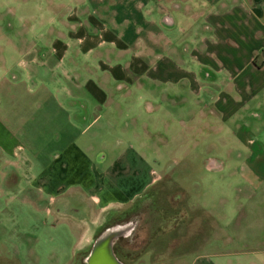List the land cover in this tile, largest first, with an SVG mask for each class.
I'll use <instances>...</instances> for the list:
<instances>
[{
  "label": "crops",
  "instance_id": "0c3cea01",
  "mask_svg": "<svg viewBox=\"0 0 264 264\" xmlns=\"http://www.w3.org/2000/svg\"><path fill=\"white\" fill-rule=\"evenodd\" d=\"M38 1L39 14L20 20L47 22L40 31L46 45L13 50L29 59L21 57L16 66L4 58L0 62L2 175L11 183V195L22 194L33 211L46 209L48 214L51 208L65 216L77 238L67 263L75 264L76 256L91 253L106 231H122L114 250L120 239L129 238L135 223L123 225L131 226L130 233L108 223L164 179L176 182L189 197L180 179L156 169L161 139L150 133L160 122L162 107L149 105L159 101L155 85L174 88L189 77L192 86L208 89V100L223 117L233 113L232 103L257 98L252 77L260 75L256 85L264 81V0ZM46 6L56 13L47 12ZM205 69L214 74L202 79L194 72ZM168 94L164 99L174 104L176 97L170 90ZM223 103L230 104L228 110ZM143 106L148 123L142 122ZM250 124L264 131V115H256ZM249 141L244 157L209 156L204 162L213 174L206 175L208 182L218 183L212 190L218 191L219 204L225 203L221 185L235 195L264 197V143ZM205 183L207 194L210 186ZM202 207L193 209L202 215L197 225L201 234L194 241L187 238L182 252L153 260L154 252L145 250L137 262L264 264V246H259L264 232L258 235L252 220L258 209ZM230 246L235 247L226 249Z\"/></svg>",
  "mask_w": 264,
  "mask_h": 264
},
{
  "label": "rangeland",
  "instance_id": "374dc122",
  "mask_svg": "<svg viewBox=\"0 0 264 264\" xmlns=\"http://www.w3.org/2000/svg\"><path fill=\"white\" fill-rule=\"evenodd\" d=\"M37 2L41 3L38 0H17V3H20L18 6L10 4L9 0H0V62L1 58H4L8 64L15 65L22 56L13 53V50L46 45L45 39L40 37V31L47 22L43 24L20 20L22 15L31 17L39 14ZM45 8L50 14L56 13L52 7ZM67 29L72 30L71 27ZM22 60L29 59L24 56ZM257 66L261 68L260 64ZM194 72L202 79L206 78L207 73L214 74L207 69L202 73L199 70ZM260 81V75L252 77V89L258 94L257 98L246 97L240 105L239 102L232 103L231 106L223 103L226 106L224 111L228 110L229 106L233 110L231 116L226 114L224 117L219 114L221 111L217 110V104L208 100V89L192 86L189 77L184 78L174 88L155 85L159 101H149V105L162 107L160 122H157L150 133L156 139H161L158 143L161 148V165L156 169L159 172L165 170L168 178L180 179L179 185L188 188L189 197L177 187L174 180L175 183H170L168 179H164L144 199L116 213L108 223L109 227H118L130 233L131 226L123 225L135 223L132 227L135 230L130 233L131 236L120 239L115 247L123 262L148 264L145 258L137 262L145 250L154 252L153 260L161 256L173 257L180 250L182 252L185 245L183 243L187 238L189 242L194 241L201 234V230H197V227L202 222V215L193 212V209H202L204 204L217 211L258 209L255 219L252 220L255 221L256 230L258 229L257 234L264 232V197L259 195L258 198H248L239 193L235 195L221 185L220 190L223 191L220 193L224 196L225 203L219 204L217 198L219 193L216 189L212 190V186L215 187L218 183L208 182L206 175L213 174L208 173L204 165L209 156L211 159L218 157L227 160L236 158L238 154L244 157L248 153L246 143L249 140L250 144L264 143V131L260 130V126L252 127L253 124H250L256 115H264V90H262L264 81L256 85ZM256 87L261 89L256 90ZM192 88H196L198 93L195 94ZM169 90L171 95L176 97L174 104L164 99ZM144 104L148 105L146 102ZM207 105L209 109H206ZM203 109L204 113H202ZM140 113L142 122L148 123L150 116L146 112V106L141 107ZM85 115L86 113L82 118ZM147 116L149 117L145 119ZM138 121L141 122L140 119ZM180 121L185 122L183 127L179 124ZM5 159V156L0 155V264H68L77 238L72 233L65 216H57L52 213L51 208L48 209V214L46 209L35 212L28 206L22 194L11 195L7 185L11 183L9 180L4 181L2 175L5 171ZM188 161H193L191 166ZM204 181L210 186L207 194L203 191ZM4 192L6 197H2ZM188 204L190 209L187 208ZM175 225L179 228L174 231ZM259 238V246L263 247L264 241ZM234 247L230 246L226 249ZM160 249L164 250L162 255L159 254ZM89 253L90 251L77 255L75 264H84ZM197 254L198 252L193 253V255Z\"/></svg>",
  "mask_w": 264,
  "mask_h": 264
},
{
  "label": "water",
  "instance_id": "95a60500",
  "mask_svg": "<svg viewBox=\"0 0 264 264\" xmlns=\"http://www.w3.org/2000/svg\"><path fill=\"white\" fill-rule=\"evenodd\" d=\"M121 235L122 231L117 229L102 234L94 244L86 264H123L114 250L115 240Z\"/></svg>",
  "mask_w": 264,
  "mask_h": 264
},
{
  "label": "trees",
  "instance_id": "16d2710c",
  "mask_svg": "<svg viewBox=\"0 0 264 264\" xmlns=\"http://www.w3.org/2000/svg\"><path fill=\"white\" fill-rule=\"evenodd\" d=\"M117 257L122 260L121 256L119 255L118 251L116 250Z\"/></svg>",
  "mask_w": 264,
  "mask_h": 264
}]
</instances>
